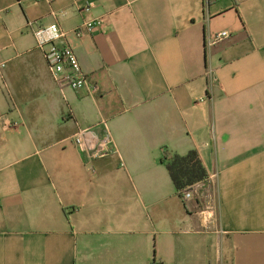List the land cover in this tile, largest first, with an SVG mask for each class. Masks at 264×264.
<instances>
[{
	"label": "crops",
	"instance_id": "0c3cea01",
	"mask_svg": "<svg viewBox=\"0 0 264 264\" xmlns=\"http://www.w3.org/2000/svg\"><path fill=\"white\" fill-rule=\"evenodd\" d=\"M51 23L95 92L52 78ZM1 64L0 264H264V0H0ZM191 150L183 199L161 159Z\"/></svg>",
	"mask_w": 264,
	"mask_h": 264
},
{
	"label": "built area",
	"instance_id": "2783aa9c",
	"mask_svg": "<svg viewBox=\"0 0 264 264\" xmlns=\"http://www.w3.org/2000/svg\"><path fill=\"white\" fill-rule=\"evenodd\" d=\"M86 9H89V6ZM104 26L103 20L93 19L85 22L83 29L91 32L96 27ZM81 34V30L76 32L78 36ZM227 35L225 31L220 32L211 43H216ZM33 36L36 48L43 54L48 70L60 88L73 90L86 88L90 92L96 91V87L82 70L72 46L68 43L66 33L57 23L36 26ZM0 67H4V64ZM73 143L80 147L90 160L105 158L116 152L113 138L108 131L102 136H97L91 131L78 129L73 136ZM192 194L193 191H186L183 199L190 198Z\"/></svg>",
	"mask_w": 264,
	"mask_h": 264
},
{
	"label": "trees",
	"instance_id": "16d2710c",
	"mask_svg": "<svg viewBox=\"0 0 264 264\" xmlns=\"http://www.w3.org/2000/svg\"><path fill=\"white\" fill-rule=\"evenodd\" d=\"M178 195L183 198L186 191H193L196 184L205 182L208 173L198 153L189 151L186 155L174 154L171 158H162Z\"/></svg>",
	"mask_w": 264,
	"mask_h": 264
}]
</instances>
